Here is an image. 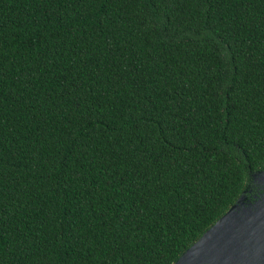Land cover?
Wrapping results in <instances>:
<instances>
[{
  "label": "trees",
  "instance_id": "trees-1",
  "mask_svg": "<svg viewBox=\"0 0 264 264\" xmlns=\"http://www.w3.org/2000/svg\"><path fill=\"white\" fill-rule=\"evenodd\" d=\"M263 168L264 0H0V264H173Z\"/></svg>",
  "mask_w": 264,
  "mask_h": 264
},
{
  "label": "water",
  "instance_id": "water-1",
  "mask_svg": "<svg viewBox=\"0 0 264 264\" xmlns=\"http://www.w3.org/2000/svg\"><path fill=\"white\" fill-rule=\"evenodd\" d=\"M250 175L264 190V168ZM173 264H264V192L239 195Z\"/></svg>",
  "mask_w": 264,
  "mask_h": 264
},
{
  "label": "rangeland",
  "instance_id": "rangeland-1",
  "mask_svg": "<svg viewBox=\"0 0 264 264\" xmlns=\"http://www.w3.org/2000/svg\"><path fill=\"white\" fill-rule=\"evenodd\" d=\"M253 180V179H252ZM254 181V180H253ZM256 182V181H255ZM263 192H264V190H263ZM259 197V196H258ZM255 198H257V197H254V198H252V199H249L247 196H245V199H249V200H253V199H255Z\"/></svg>",
  "mask_w": 264,
  "mask_h": 264
}]
</instances>
